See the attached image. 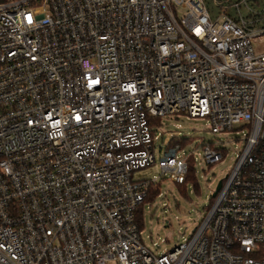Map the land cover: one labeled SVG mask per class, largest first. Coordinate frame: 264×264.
Wrapping results in <instances>:
<instances>
[{"label": "built area", "instance_id": "obj_1", "mask_svg": "<svg viewBox=\"0 0 264 264\" xmlns=\"http://www.w3.org/2000/svg\"><path fill=\"white\" fill-rule=\"evenodd\" d=\"M209 1L0 0V264H264V0ZM169 116L243 147L191 237L154 254L136 211L157 178L134 173L181 186L197 151L226 155L182 141L156 162Z\"/></svg>", "mask_w": 264, "mask_h": 264}, {"label": "rangeland", "instance_id": "obj_2", "mask_svg": "<svg viewBox=\"0 0 264 264\" xmlns=\"http://www.w3.org/2000/svg\"><path fill=\"white\" fill-rule=\"evenodd\" d=\"M206 5L209 13L214 16L215 9L209 0H206ZM178 15H182V12H178ZM238 127L235 126L234 129ZM237 132V135L235 131L214 135L206 119H190L183 116L160 119L156 129L154 153L156 162L166 146L176 142L182 143L185 140L186 150H194L195 145L202 141L213 142L221 146L226 151V155L221 162L207 166L197 151L194 155V163L189 165L193 169L194 181L187 182L183 189L161 176L157 164L134 173V178L137 180L157 178L156 184L160 195L143 205V227L140 234L142 243L152 253H165L178 243L189 239L194 229L204 219V209L208 206L212 193L218 182L224 180L231 172L236 154L243 147L244 134L240 130Z\"/></svg>", "mask_w": 264, "mask_h": 264}, {"label": "trees", "instance_id": "obj_3", "mask_svg": "<svg viewBox=\"0 0 264 264\" xmlns=\"http://www.w3.org/2000/svg\"><path fill=\"white\" fill-rule=\"evenodd\" d=\"M153 123L159 124L160 123V120L159 119H156V120L153 121ZM190 163H193V161H190ZM190 167H189L188 174H187V177H186V182L184 183V185L178 186L181 189L184 188V186L186 185L187 182L194 181L193 169H192V167L191 168ZM159 195H160V192H159L158 187L155 190H150L148 192V194H147L144 202L142 203V205L139 206V208L137 209V211H136V222H137V225H138V227H139L140 230L143 227V216H142L143 215L142 214V207H143V205L146 204V203L151 202L156 196H159Z\"/></svg>", "mask_w": 264, "mask_h": 264}, {"label": "water", "instance_id": "obj_4", "mask_svg": "<svg viewBox=\"0 0 264 264\" xmlns=\"http://www.w3.org/2000/svg\"><path fill=\"white\" fill-rule=\"evenodd\" d=\"M221 187V181L218 182L215 191L212 193L211 197H215V195L217 194V192L219 191Z\"/></svg>", "mask_w": 264, "mask_h": 264}]
</instances>
